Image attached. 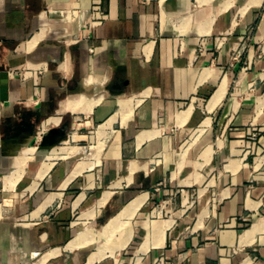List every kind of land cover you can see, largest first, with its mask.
<instances>
[{
    "label": "crops",
    "instance_id": "0c3cea01",
    "mask_svg": "<svg viewBox=\"0 0 264 264\" xmlns=\"http://www.w3.org/2000/svg\"><path fill=\"white\" fill-rule=\"evenodd\" d=\"M121 215L94 264H264V0H0V264Z\"/></svg>",
    "mask_w": 264,
    "mask_h": 264
},
{
    "label": "bare ground",
    "instance_id": "6f19581e",
    "mask_svg": "<svg viewBox=\"0 0 264 264\" xmlns=\"http://www.w3.org/2000/svg\"><path fill=\"white\" fill-rule=\"evenodd\" d=\"M129 107L130 110L132 109V104L130 102H125V103H121L120 104V108L123 107ZM126 109V108H125ZM113 120H108L107 122L101 124L98 129H97V137L99 140V145H103L105 144L106 140L108 139L109 135H110V129L112 128L113 125ZM45 171H43L44 173ZM41 177L43 178V174H41ZM138 201V200H137ZM133 206V205H132ZM135 206V205H134ZM133 206V207H134ZM127 211V210H126ZM126 214V213H125ZM123 215L119 216L118 218H115L111 223H109V225L107 227H105L102 231V237L105 238L107 237V239H110L109 237L113 236V234L115 233L116 230L124 227L125 224H122L121 222V217ZM129 234V233H128ZM87 238L86 236H81L80 239H85ZM99 240V239H98ZM114 240V239H113ZM113 243V242H112ZM93 258V257H92ZM94 263V258L90 260L89 264H93Z\"/></svg>",
    "mask_w": 264,
    "mask_h": 264
},
{
    "label": "rangeland",
    "instance_id": "374dc122",
    "mask_svg": "<svg viewBox=\"0 0 264 264\" xmlns=\"http://www.w3.org/2000/svg\"><path fill=\"white\" fill-rule=\"evenodd\" d=\"M90 131H92V129H90V127L88 125H85L83 122H78L76 124L75 129H74V133H77L81 137H83L84 135L87 136V137H85V140L86 141H84V142H81L80 141L81 143L79 142V144H80L79 147H89L90 146V144H89V134H88ZM256 139H258V136L256 137ZM95 145H96V143L94 142V144L92 146H95ZM103 146H104V144L103 145H99L98 148L99 149H102ZM91 150H92V147H91ZM80 151H81V148H80ZM78 157H80V156H78ZM50 167H51V165L47 164V165H45V167L43 168V170L47 171V170L50 169ZM100 240H103L104 243H101L102 246L98 248L97 252L93 253L90 256L91 259L94 258V263L96 261L100 260V259L105 258L107 255H110V253H108L107 249L110 248V246L112 245V242H113V244H115V242H116L115 238H114L115 242L110 239L108 243H106V240L103 239V238L100 239ZM107 245H109V247ZM88 255H89V253L87 254V256ZM90 258H89V260H90ZM118 258H119V256H118ZM89 260H88V263L87 264H89V262H90Z\"/></svg>",
    "mask_w": 264,
    "mask_h": 264
},
{
    "label": "built area",
    "instance_id": "2783aa9c",
    "mask_svg": "<svg viewBox=\"0 0 264 264\" xmlns=\"http://www.w3.org/2000/svg\"><path fill=\"white\" fill-rule=\"evenodd\" d=\"M92 25V24H89ZM93 50V49H92ZM45 73V69L43 67H37V68H24L21 71L14 72V75H23L24 77H40L43 76ZM258 135L255 133L252 135L253 139H256Z\"/></svg>",
    "mask_w": 264,
    "mask_h": 264
},
{
    "label": "water",
    "instance_id": "95a60500",
    "mask_svg": "<svg viewBox=\"0 0 264 264\" xmlns=\"http://www.w3.org/2000/svg\"><path fill=\"white\" fill-rule=\"evenodd\" d=\"M67 140H69V136H67L66 134H63L61 140L59 141L51 140V142L48 144L47 149L52 150L53 148L57 147L58 145L62 144L63 142Z\"/></svg>",
    "mask_w": 264,
    "mask_h": 264
}]
</instances>
